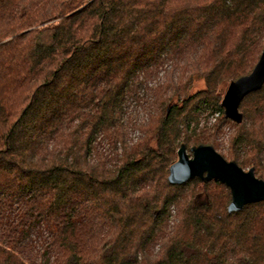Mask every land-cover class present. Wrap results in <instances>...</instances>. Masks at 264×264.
<instances>
[{
    "label": "trees",
    "instance_id": "obj_1",
    "mask_svg": "<svg viewBox=\"0 0 264 264\" xmlns=\"http://www.w3.org/2000/svg\"><path fill=\"white\" fill-rule=\"evenodd\" d=\"M263 48L264 0H0V264H264V201L168 180ZM239 109L228 155L264 179V84Z\"/></svg>",
    "mask_w": 264,
    "mask_h": 264
},
{
    "label": "water",
    "instance_id": "obj_2",
    "mask_svg": "<svg viewBox=\"0 0 264 264\" xmlns=\"http://www.w3.org/2000/svg\"><path fill=\"white\" fill-rule=\"evenodd\" d=\"M264 84V48L253 70L246 75L232 80L221 101L227 118L237 123L243 121L239 109L243 98L250 92L258 90ZM182 144L178 158L170 165L168 180L172 184H182L196 177L210 181L217 179L230 188L231 201L228 211L234 212L246 204L264 201V179L259 178L253 167L248 170L235 160H227L213 145L199 144L190 148Z\"/></svg>",
    "mask_w": 264,
    "mask_h": 264
},
{
    "label": "rangeland",
    "instance_id": "obj_3",
    "mask_svg": "<svg viewBox=\"0 0 264 264\" xmlns=\"http://www.w3.org/2000/svg\"><path fill=\"white\" fill-rule=\"evenodd\" d=\"M202 86H203V82L197 83V88L198 87L200 88ZM227 87L224 90V94L227 90ZM224 94H223V96H224ZM130 112H131L130 118H132V119L128 120L130 123L131 122L139 123V121L145 119L147 114H148L147 113L148 111L143 110L141 108H139L138 111H133V112L130 110ZM196 123H197V125H196ZM191 126H198L197 129H209V130L211 129L212 131H214L213 128H215V126H218L219 131L217 132V134H218L217 141L219 143H218V145H216V146L213 145V146L227 160H229V161L232 160L230 158V156L228 155L229 154L228 149L230 146V140H231L232 134L234 132V125L232 123V120H230V119L224 120L220 111H216L212 114H208L207 112H202L201 115L198 117L197 122L195 120L192 121ZM141 134H142V132H141L140 128L135 126L133 123H132V125H130V127L127 128V136H128L127 138L129 139L130 143H133L134 141L138 140V138H139V136H141ZM209 145H211V144H209ZM188 152H190L189 154L192 155L190 149L188 150ZM177 158H178V155H177ZM244 169L248 170L249 168L246 167ZM172 210H173L172 213L176 214V208L173 207ZM156 248H158V247H156Z\"/></svg>",
    "mask_w": 264,
    "mask_h": 264
}]
</instances>
